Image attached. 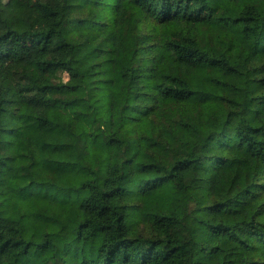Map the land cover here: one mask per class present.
Segmentation results:
<instances>
[{"label":"trees","instance_id":"trees-1","mask_svg":"<svg viewBox=\"0 0 264 264\" xmlns=\"http://www.w3.org/2000/svg\"><path fill=\"white\" fill-rule=\"evenodd\" d=\"M0 264H264V0H0Z\"/></svg>","mask_w":264,"mask_h":264}]
</instances>
